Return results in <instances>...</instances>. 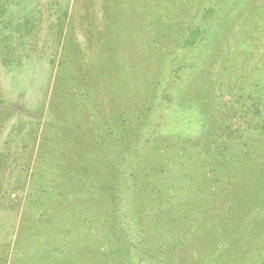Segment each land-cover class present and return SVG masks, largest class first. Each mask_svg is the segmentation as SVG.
Instances as JSON below:
<instances>
[{"label":"rangeland","instance_id":"1","mask_svg":"<svg viewBox=\"0 0 264 264\" xmlns=\"http://www.w3.org/2000/svg\"><path fill=\"white\" fill-rule=\"evenodd\" d=\"M0 264H264V0H0Z\"/></svg>","mask_w":264,"mask_h":264},{"label":"trees","instance_id":"2","mask_svg":"<svg viewBox=\"0 0 264 264\" xmlns=\"http://www.w3.org/2000/svg\"><path fill=\"white\" fill-rule=\"evenodd\" d=\"M198 31H200V29H196V30H194V32L193 33H199ZM201 33V32H200ZM201 36V35H200ZM190 42H191V45H194L195 43H196V41H197V39L196 38H194L193 40H189ZM190 45V44H189Z\"/></svg>","mask_w":264,"mask_h":264},{"label":"crops","instance_id":"3","mask_svg":"<svg viewBox=\"0 0 264 264\" xmlns=\"http://www.w3.org/2000/svg\"><path fill=\"white\" fill-rule=\"evenodd\" d=\"M94 30L92 29V32H93Z\"/></svg>","mask_w":264,"mask_h":264}]
</instances>
